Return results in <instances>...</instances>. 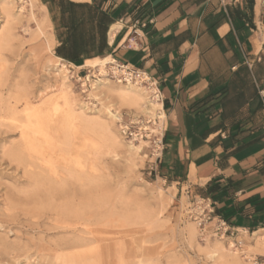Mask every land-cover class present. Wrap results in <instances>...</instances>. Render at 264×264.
Returning <instances> with one entry per match:
<instances>
[{
    "label": "rangeland",
    "instance_id": "374dc122",
    "mask_svg": "<svg viewBox=\"0 0 264 264\" xmlns=\"http://www.w3.org/2000/svg\"><path fill=\"white\" fill-rule=\"evenodd\" d=\"M8 1L14 2L16 16L7 22L0 14V34L5 37L0 41V102L12 103L27 96L32 107L41 105L43 136L50 144L42 143L43 158L25 156L17 161L9 155L19 144V132H8L0 125V264H264V249L256 245V235L239 237V248L230 240L200 235L186 218V196L176 195V188L158 174L160 157L156 159L153 147L124 141L119 133V119L112 118L108 110L123 118L141 113L127 101L107 98L101 95L102 91L93 90L100 79L107 80L111 87L117 83L99 71L84 92L77 77L84 78L85 70L96 73L98 69L86 66L80 71L56 60L48 27L36 4H28L19 13V0ZM6 30L9 34H4ZM63 75L67 77L66 94L73 111L70 117L62 109L54 114L47 104L58 93L57 81ZM19 103L17 109L21 111L24 104ZM58 104L63 106L61 100ZM9 123H14L13 116L0 118V124ZM86 138L89 141L82 149ZM130 145L134 149H129ZM35 178L42 181L41 190L51 191V195L27 203V195L35 191ZM74 191L79 195L77 200L73 199ZM49 199L63 209H72L82 202L92 211H101L103 219L94 227L102 229L104 241L86 249H54V244L76 237L53 229L55 221L46 211ZM100 247L102 260L95 256L84 262L79 257ZM22 250L28 251V259L1 256L3 251ZM69 255L73 257L68 258Z\"/></svg>",
    "mask_w": 264,
    "mask_h": 264
},
{
    "label": "crops",
    "instance_id": "0c3cea01",
    "mask_svg": "<svg viewBox=\"0 0 264 264\" xmlns=\"http://www.w3.org/2000/svg\"><path fill=\"white\" fill-rule=\"evenodd\" d=\"M56 60L146 73L163 111L156 170L209 200L239 237L264 235V0H35ZM138 35L132 42L133 30Z\"/></svg>",
    "mask_w": 264,
    "mask_h": 264
},
{
    "label": "bare ground",
    "instance_id": "6f19581e",
    "mask_svg": "<svg viewBox=\"0 0 264 264\" xmlns=\"http://www.w3.org/2000/svg\"><path fill=\"white\" fill-rule=\"evenodd\" d=\"M13 3L11 1H8V0H0V14L2 15V18L4 20H6L7 22L16 16ZM19 3L21 5L19 13H22V11L25 9V6H27L28 4L33 5V3H35V0H19ZM31 7H33V6H30V8ZM8 31L9 30L4 31V34H7V33L9 34ZM38 31L40 32L41 30H38ZM2 34L3 33L0 34V41L1 42L5 38ZM8 37H9V35H8ZM111 62H112L111 58L94 59L92 61H87L86 66H92L94 69L97 68L98 69L97 72L100 71L102 74L106 75V69L108 67V64H110ZM46 63H48V62H46ZM48 67H50V66H48ZM62 67H63L62 69L65 68L64 65H62ZM62 73L64 74V72H62ZM66 80H67L66 75H63V78L61 79V81L60 80L57 81V82H60L58 93H57L58 95L54 94L55 96L50 98L47 101V104L49 107H51V110L53 111L54 114L59 113L58 111H60L62 109L63 112H65V116H66V114L69 116L70 114H72L73 111L71 110L72 108H70V104L68 102V98H67L68 93L66 94V91H67V89H66L67 81ZM93 90L102 91L101 95H103V96L105 95V96H107V98L113 96L114 98H116L118 100L127 101L133 110L139 111L142 115H147L146 117H149L148 115H152L153 113H156V115L159 117L160 120L164 119V115H163V111L161 109V105L158 102H155L149 98H146L148 91L145 90L143 87H136L135 85H132L130 83L124 84V85L123 84H117L116 87H111L108 85L107 80H101L100 79L94 85ZM20 99H21V97H20ZM59 100L62 101L63 106H60V104H58ZM21 101H22V104H24V106L22 105L23 108L22 109L20 108L21 111H18L17 105L20 104L19 102H21ZM6 103L7 102H4L3 100H2V102H0V118L1 117L9 118V117L13 116L14 117V123L0 124V125L4 126L7 129V131L8 130H18V132H19L18 133L19 134V144H18L17 148L15 149V151L11 152L9 156L12 159H15L17 161L23 160L25 156L43 158V156L45 155V150L43 149L42 143L45 142L47 144L45 146H48L50 143H48V140L44 139V136H43L44 135V131H43V129H44L43 128L44 127L43 126L44 125V116H43L42 106L39 105V106H33L32 107L30 97H27V96L22 98V100H19V98L18 99L16 98V100L14 102L10 103V101H9L7 104ZM108 114H110V116L112 118L120 119V114L118 112L111 114L110 110H108ZM8 132H10V131H8ZM75 136H77V134H75ZM87 141H89V140H87V138L84 139V142L82 144V149L83 148L85 149V144ZM67 144H69V142ZM69 146H71V145L69 144ZM129 149H134V146L130 145ZM75 162L77 163L78 160L75 159ZM45 163L43 165H45ZM53 168L54 167H52L51 170ZM40 182H42V181H40ZM40 182L37 181L36 178H35V180H33V185H34L35 191L33 190L34 193L27 195V197L25 196L27 198V200H26L27 203H30V202L35 203L36 200H41V197L43 195H44L45 199L50 198L51 191H42L41 188L43 185ZM63 183H65V182H63ZM61 186H63V185H61ZM66 186L64 185L63 187H66ZM58 187H60V186H58ZM58 189H60V188H58ZM66 190H68V188H66ZM63 192H64V190L61 192V194ZM66 192H68V191H66ZM72 193H73V199L79 197V195L77 196L76 191H74ZM80 193H81V196H83L82 189L80 190ZM63 196H64V194H63ZM63 196H62V199H64ZM64 197L68 198L66 196H64ZM75 200H77V199H75ZM23 201H25V199ZM72 201L74 203V200H72ZM47 204H48L47 205L48 207L46 208V211L48 212L50 218L52 219V217H53V220L55 221L53 229L63 230L65 232H67L68 234H72L76 237V239H73L71 241H67V242L65 241L64 243L54 244V249L59 250V251H68V250H74V249H80V248L86 249L87 247H89L92 244H95V243L101 244L104 241V237H103L104 235H103L102 229L94 227L95 225L99 224L98 221H100V219L101 220L103 219L101 211L100 212L92 211L89 205H82L83 204L82 202H80L78 204V206H74V208H72V209L71 208L68 209L66 207H65V209H63V208H59L57 206H54L51 199H49V202ZM62 207H64V205ZM101 207H100V210H101ZM59 216H62L61 219H58ZM75 221L77 223H74ZM79 221L80 222L82 221V222L80 223ZM78 224H79V227L77 226ZM105 224H106V222H105ZM254 235H256V241H255V243L257 242L256 245H258V247H261L264 249V238L260 235L258 236L257 234H254ZM62 242H63V240H62ZM1 256L2 257H4V256L9 257L10 256L12 259H15V260L16 259L18 260L21 257H24V259L29 258L27 250H22L19 252L11 251L10 253L3 251L1 253ZM95 256H96V259L98 261L102 260V248L101 247L98 249H95V250H90V251L88 250V252H85V253L79 255V257H81V259L84 262L87 261L89 258H94ZM72 257L73 256H70V255L68 256V258H72Z\"/></svg>",
    "mask_w": 264,
    "mask_h": 264
},
{
    "label": "built area",
    "instance_id": "2783aa9c",
    "mask_svg": "<svg viewBox=\"0 0 264 264\" xmlns=\"http://www.w3.org/2000/svg\"><path fill=\"white\" fill-rule=\"evenodd\" d=\"M224 4V0H221ZM134 36L131 38L132 42L137 41L138 35L136 30H133ZM84 78L77 77L81 82V86L87 91L91 86V81L99 76V72L91 73V69L85 70ZM105 78H109L117 84H132L137 87H143L148 90L149 98L152 101L160 104V93L156 88L155 83L143 71L130 66L127 63L113 59L106 69ZM260 96L264 97V91L261 90ZM127 114L124 118L123 115L119 119V133L124 141L130 143H148L156 153V159L161 156L163 151L162 138H163V120H160L156 115L148 118L140 114L132 115ZM186 218L196 227L201 236L212 235V237L220 240H230L233 246L241 247L242 241L239 240V233L232 231L224 220L214 215L211 203L207 199L194 198L189 201L185 210Z\"/></svg>",
    "mask_w": 264,
    "mask_h": 264
}]
</instances>
